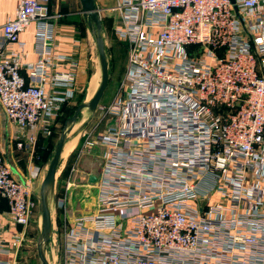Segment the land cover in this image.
Returning <instances> with one entry per match:
<instances>
[{"label": "built area", "instance_id": "2783aa9c", "mask_svg": "<svg viewBox=\"0 0 264 264\" xmlns=\"http://www.w3.org/2000/svg\"><path fill=\"white\" fill-rule=\"evenodd\" d=\"M49 1L19 0L2 26L17 50L0 48V113L31 142L77 92L76 61L51 72L66 58L53 52ZM114 10L125 73L85 145L101 148L95 209L65 225L60 264H264V0H116ZM31 23L37 58L23 63ZM33 182L0 152V264H16L38 212Z\"/></svg>", "mask_w": 264, "mask_h": 264}, {"label": "rangeland", "instance_id": "374dc122", "mask_svg": "<svg viewBox=\"0 0 264 264\" xmlns=\"http://www.w3.org/2000/svg\"><path fill=\"white\" fill-rule=\"evenodd\" d=\"M79 7L78 0H67L72 7ZM114 16L104 17L102 23V37L105 44L108 85L98 104L95 112L90 113L83 109L76 122L69 128L64 144V156L61 154L57 169L55 184L50 199V214L52 233L45 256L49 264H60L61 261V235L64 227L74 217L89 215L95 209V183L90 184V176L97 177L100 170L101 148L98 145L93 147L85 146L91 142L97 133L103 131L104 122L98 123L99 107H104L113 99L115 91L121 78L125 73L127 62V49L123 42L119 41L111 33V27L115 22ZM75 21L84 29L81 17ZM89 47L86 51V62L83 77L78 87L77 96L74 101L62 112L60 118L52 125L50 134L43 136L39 134L35 141L29 140L31 132L28 129H19L16 126L5 124L0 113V142L6 143L8 137L12 136L13 142L20 141L23 146L17 152L4 149L5 159L17 170L26 166L28 174L33 177L36 189L46 174L47 167L53 155L54 147L64 128L65 121L72 117L77 106L86 104L99 87L101 81L100 65L96 51L94 37L89 33ZM76 94V93H75ZM69 127V126H68ZM26 130V133H25ZM10 148V147H9ZM90 148V149H89ZM8 151H12L9 153ZM63 152V151H62ZM25 169V168H24ZM67 183L70 187L67 188ZM41 230V215L36 213L25 230V236L19 247L16 264H40L37 257L36 245Z\"/></svg>", "mask_w": 264, "mask_h": 264}, {"label": "crops", "instance_id": "0c3cea01", "mask_svg": "<svg viewBox=\"0 0 264 264\" xmlns=\"http://www.w3.org/2000/svg\"><path fill=\"white\" fill-rule=\"evenodd\" d=\"M97 7L100 9V18L103 23L104 17H111L115 14L114 19L115 22L111 27V33L113 34V28L116 23L117 13L114 10L116 5V0H95ZM19 0H0V48H4L5 53L8 55L12 51L17 50L16 45H6L3 37H2V26L5 23L8 17L14 15L15 10L18 6ZM73 2V6L71 7L67 0H50L48 7L51 16L53 17L50 22H52L55 29L54 41L52 43V48L55 56L65 57L64 61H55L54 66L51 72H70V62L72 60L76 61L78 66L75 70L76 72V89L80 86V82L83 77V71L86 62V51L87 47H89V33L90 30L86 24V21L83 19L81 12V6L78 0L79 7L77 5L75 7ZM81 17V20L84 24V29H81V26L75 21V18ZM35 34H36V24L31 23L23 33L19 36V41L23 44L22 51V62L23 63H34L36 61V51H35ZM116 38V37H115ZM22 75L25 78L27 83H32V78L30 79V72L27 70H22ZM45 88H48L47 85L44 84ZM78 92V91H77ZM77 92L74 95V98L65 106L64 111L69 105L74 101L77 96ZM110 103V102H109ZM1 116V115H0ZM12 136L8 137V141L5 143L0 142V152L4 153V149L14 150L17 152L15 144L16 142L11 139ZM10 147V148H9ZM65 149V147H64ZM11 153L12 151H8ZM12 154V153H11ZM64 156V150L63 154ZM7 161V160H6ZM7 163H9L7 161ZM12 170L13 175L18 179H27L30 177L26 166L21 168V170H17L12 165L8 164ZM25 168V169H24ZM33 190L37 194L38 189L33 184ZM7 210V204L4 200H0V235L3 239L8 240L9 235L6 231L9 229V223L5 215V211ZM19 230H22L19 227ZM17 257V255H16ZM5 260H11L13 258L12 255H5L2 257Z\"/></svg>", "mask_w": 264, "mask_h": 264}, {"label": "water", "instance_id": "95a60500", "mask_svg": "<svg viewBox=\"0 0 264 264\" xmlns=\"http://www.w3.org/2000/svg\"><path fill=\"white\" fill-rule=\"evenodd\" d=\"M231 1L233 2V0ZM79 3L81 6L80 14L86 21V24L95 40L97 56L100 65L101 81L99 87L91 97L90 101L86 104L78 105L73 116L65 121L64 128L54 147L53 155L47 167L46 174L40 184L38 206L41 215V230L36 245L37 257L40 261V264H49L45 256V251L48 247L52 233V223L49 205L67 133L69 131V128L74 125L79 114L83 109L88 110V112L90 113L96 111L98 104L108 85L107 57L105 44L102 37V21L100 18V9L97 7L95 0H79ZM95 182L96 177L90 176L89 183L94 184Z\"/></svg>", "mask_w": 264, "mask_h": 264}, {"label": "bare ground", "instance_id": "6f19581e", "mask_svg": "<svg viewBox=\"0 0 264 264\" xmlns=\"http://www.w3.org/2000/svg\"><path fill=\"white\" fill-rule=\"evenodd\" d=\"M66 144H67V143H66ZM66 144H65V145H66ZM63 150H64V148H63ZM62 153H63V152H62Z\"/></svg>", "mask_w": 264, "mask_h": 264}]
</instances>
